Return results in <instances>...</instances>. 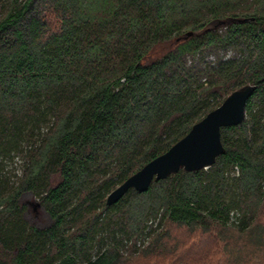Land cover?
Returning a JSON list of instances; mask_svg holds the SVG:
<instances>
[{"label":"trees","instance_id":"1","mask_svg":"<svg viewBox=\"0 0 264 264\" xmlns=\"http://www.w3.org/2000/svg\"><path fill=\"white\" fill-rule=\"evenodd\" d=\"M249 84L215 164L107 203ZM205 239L199 264H264V0H0V264L177 261Z\"/></svg>","mask_w":264,"mask_h":264},{"label":"water","instance_id":"2","mask_svg":"<svg viewBox=\"0 0 264 264\" xmlns=\"http://www.w3.org/2000/svg\"><path fill=\"white\" fill-rule=\"evenodd\" d=\"M255 85H245L232 92L216 109L193 125L181 140L167 152L147 163L113 190L107 203L118 202L130 189L145 192L154 181L168 178L180 169L196 171L208 169L225 152L221 129L241 124L246 115V105L256 90Z\"/></svg>","mask_w":264,"mask_h":264},{"label":"rangeland","instance_id":"3","mask_svg":"<svg viewBox=\"0 0 264 264\" xmlns=\"http://www.w3.org/2000/svg\"><path fill=\"white\" fill-rule=\"evenodd\" d=\"M229 55L230 53L227 56ZM6 170H10L12 179L17 180L23 172V166L20 159L15 158L14 161L12 162L9 161L7 163ZM5 173H7V171H5ZM24 199L25 201H27L31 209V211H29L28 214V219L31 223L40 224L41 222L49 221V217L45 213H43L40 207H35L29 202L30 200H35V202L38 203L39 201L37 199L33 198L31 195H26ZM173 236H174L173 242L175 244H178V246L186 242L189 243L192 242V239H190L189 237L186 236L185 233L180 231L174 230ZM183 239L186 241H182ZM205 240L206 241L203 242V246L201 250L198 249L199 246L196 247L194 250H191L192 249L191 246L194 244L193 242L189 247V252H188L189 254L187 255L188 258L186 259L183 258L178 259L177 258L178 255L176 254L174 256L176 257V260L178 259L177 261H174V257H167V256H148V257L138 256L136 257L137 259H135L134 264H199V261H201L204 258L205 254L207 253L206 249H209L210 251V249L211 248L213 249L214 247V243L211 242L212 241L211 239H205ZM182 260H184V262Z\"/></svg>","mask_w":264,"mask_h":264}]
</instances>
